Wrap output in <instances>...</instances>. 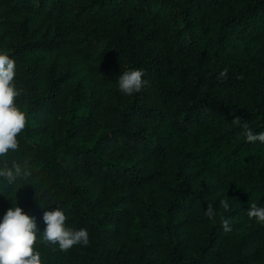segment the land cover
Returning a JSON list of instances; mask_svg holds the SVG:
<instances>
[{
    "label": "trees",
    "instance_id": "trees-1",
    "mask_svg": "<svg viewBox=\"0 0 264 264\" xmlns=\"http://www.w3.org/2000/svg\"><path fill=\"white\" fill-rule=\"evenodd\" d=\"M0 51L27 117L0 163L33 184L5 187L0 217L16 200L43 231L59 205L89 233L67 252L38 237L43 264H264L247 215L264 144L242 134L264 133V0H0ZM133 69L146 83L127 96Z\"/></svg>",
    "mask_w": 264,
    "mask_h": 264
},
{
    "label": "clouds",
    "instance_id": "clouds-1",
    "mask_svg": "<svg viewBox=\"0 0 264 264\" xmlns=\"http://www.w3.org/2000/svg\"><path fill=\"white\" fill-rule=\"evenodd\" d=\"M17 75V65L14 59L0 51V160L10 153L17 152L19 148L18 135L26 128L27 117L18 105L21 91L17 88L14 78ZM143 72L138 70L124 71L119 75L118 89L127 96L139 94L145 86L142 81ZM243 136L249 143L264 144V133H253L247 124L242 125ZM31 171L25 162L0 163V195L5 187L13 188L18 182L31 184ZM38 200V199H37ZM0 217V264H43L38 237L45 245L58 246L62 252H67L73 246H88L89 233L86 229H73L66 225V214L58 207L55 210H46L43 214L44 228L41 231L34 216H30L16 200ZM41 209H48L43 198L38 200ZM224 209L229 208V202L222 200ZM205 215L213 219L216 212L208 206ZM250 219L264 224V206L251 204L247 210ZM224 230L230 231L228 221L223 222Z\"/></svg>",
    "mask_w": 264,
    "mask_h": 264
},
{
    "label": "rangeland",
    "instance_id": "rangeland-1",
    "mask_svg": "<svg viewBox=\"0 0 264 264\" xmlns=\"http://www.w3.org/2000/svg\"><path fill=\"white\" fill-rule=\"evenodd\" d=\"M222 92H225V93H228V92H231V93H233V94H238V95H241L242 96V93H241V91L240 90H237V91H233V90H228V89H226V91H225V89H223V91ZM205 179L203 178V177H200V178H198V182L200 183L201 181H204ZM88 181L89 180H84V182L85 183H88ZM109 190L112 192V190H114V188H112V187H110L109 186ZM110 192V193H111ZM123 222V221H122ZM121 222V223H122ZM121 223H120V225H121ZM255 230H256V228L254 229H251L249 232H248V234L250 235V237H251V246H250V248H249V251H248V253H254L255 251L253 250L254 248H256V247H258V246H261L262 247V249L264 248V246H263V243H264V231H258V232H256L255 233ZM262 244V245H261Z\"/></svg>",
    "mask_w": 264,
    "mask_h": 264
}]
</instances>
